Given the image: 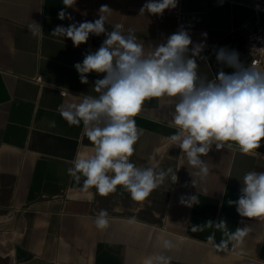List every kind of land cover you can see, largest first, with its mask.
Segmentation results:
<instances>
[{"label":"crops","instance_id":"0c3cea01","mask_svg":"<svg viewBox=\"0 0 264 264\" xmlns=\"http://www.w3.org/2000/svg\"><path fill=\"white\" fill-rule=\"evenodd\" d=\"M146 2L76 0L65 9L62 0H0V264H143L157 254L171 257V264H264V219L241 217L230 203L239 199L246 173L264 172V141L256 150L262 156L243 154L235 145L217 150L213 144L201 156L209 167L201 181L168 140L176 132L171 125L176 98L145 101L135 117L143 134L130 157L137 166L172 168L175 182L170 174L145 200L134 201L121 186L107 196L95 188L82 191L83 177L77 182L68 174L73 161L92 155L95 146L82 123L70 126L57 109L98 95L94 82L105 74H87L83 84L74 65L98 50L106 36L90 35L87 43L74 47L71 39L51 35L58 25L94 22L106 4L112 10L106 29L123 25L124 34L132 30L146 51L180 29L194 43L205 42L201 55L207 61L197 58V71L209 80L221 69L232 71L217 62L219 48L235 50L252 67L247 34L257 22L264 27V0H177L162 15H140ZM61 10L73 20H60ZM32 21L42 32L29 31ZM252 68L264 72V67ZM190 196L199 203L180 202ZM100 210L109 214L105 229L94 223ZM221 220L230 232L248 226L243 242L218 251L207 237L214 234L218 244L222 231L214 226L191 230ZM162 238L174 247L164 249Z\"/></svg>","mask_w":264,"mask_h":264},{"label":"clouds","instance_id":"9594fccd","mask_svg":"<svg viewBox=\"0 0 264 264\" xmlns=\"http://www.w3.org/2000/svg\"><path fill=\"white\" fill-rule=\"evenodd\" d=\"M62 3L67 9L76 0ZM176 6L177 0H147L139 14L162 15ZM111 12L108 5H101L99 18L94 22L58 25L51 33L71 39L74 47L87 43L90 35L106 36L98 50L87 52L82 63L74 65L83 84L88 83L87 74H105L94 82L93 89L98 95L84 96L80 103L61 104L57 109L70 126L82 123L95 146L92 155L78 156L68 169L77 182L83 177L82 191L95 188L99 195L107 196L121 186L132 200L143 201L170 174L174 182L177 180L172 168L157 171L130 162L134 146L143 134L135 117L142 112L145 101L153 98H176L171 113V125L176 132L168 140L181 149L189 164L197 169L201 181L209 174L208 163L201 156H206L213 144L217 150L235 145L243 154L262 156L256 150L264 141V72L242 63L235 50L219 48L217 62L232 71L221 69L214 80H209L197 71V58L207 61L201 55L207 46L205 42L194 43L189 32L180 29L166 42L146 51L132 30L124 34L123 25L117 23L111 31L106 29ZM58 18L73 20L65 10L59 12ZM28 28L34 35L42 32L35 21ZM202 36L206 40L207 33ZM51 126L55 127V121ZM180 202L191 207L199 199L181 197ZM230 203L236 205L241 217L264 219V172L246 173L239 199ZM108 215L107 210H100L94 220L98 229L108 227ZM213 226L222 231L224 238L217 244L213 234L207 237V242L218 251L228 250L230 242H243L250 231L245 226L230 232L223 220L193 225L191 230L204 231ZM162 246L171 250L174 244L162 238ZM143 264H171V257L151 255L144 258Z\"/></svg>","mask_w":264,"mask_h":264},{"label":"built area","instance_id":"2783aa9c","mask_svg":"<svg viewBox=\"0 0 264 264\" xmlns=\"http://www.w3.org/2000/svg\"><path fill=\"white\" fill-rule=\"evenodd\" d=\"M247 50L252 58L251 66L264 67V27L258 22L253 27L249 26ZM37 81H41V78L38 77Z\"/></svg>","mask_w":264,"mask_h":264}]
</instances>
